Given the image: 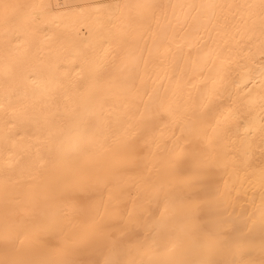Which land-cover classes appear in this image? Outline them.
Wrapping results in <instances>:
<instances>
[{
    "label": "bare ground",
    "instance_id": "6f19581e",
    "mask_svg": "<svg viewBox=\"0 0 264 264\" xmlns=\"http://www.w3.org/2000/svg\"><path fill=\"white\" fill-rule=\"evenodd\" d=\"M0 264H264V0H0Z\"/></svg>",
    "mask_w": 264,
    "mask_h": 264
}]
</instances>
